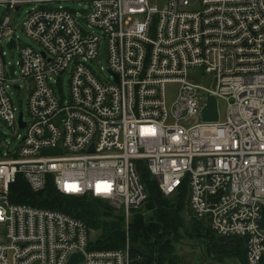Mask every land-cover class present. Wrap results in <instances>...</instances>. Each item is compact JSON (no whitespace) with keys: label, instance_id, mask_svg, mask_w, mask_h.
Wrapping results in <instances>:
<instances>
[{"label":"built area","instance_id":"built-area-1","mask_svg":"<svg viewBox=\"0 0 264 264\" xmlns=\"http://www.w3.org/2000/svg\"><path fill=\"white\" fill-rule=\"evenodd\" d=\"M55 3L86 6L72 12ZM24 5L34 8L21 30L39 51L19 48L10 27ZM0 7L9 13L0 21V122L24 130L17 146L0 150V264H67L77 254V264H139L127 243L91 250L85 223L10 203L9 192L18 176L34 194L51 183L60 195L106 202L128 223L146 199L140 160L164 197L186 185L191 217L219 237L242 239L246 264H264V0H0ZM4 44L17 51L15 65L4 64ZM102 51L107 80L89 66ZM68 67V97L59 99ZM195 68L214 75L213 89L186 80ZM167 84L177 89L169 107ZM23 86L26 119L8 94ZM211 98L226 102L224 123L218 114L203 121ZM190 116L200 122L191 126ZM53 150L60 153L41 152Z\"/></svg>","mask_w":264,"mask_h":264},{"label":"trees","instance_id":"trees-1","mask_svg":"<svg viewBox=\"0 0 264 264\" xmlns=\"http://www.w3.org/2000/svg\"><path fill=\"white\" fill-rule=\"evenodd\" d=\"M137 175L146 192V201L151 206L152 220L144 221L139 210H132L131 220L128 223L127 233L124 231V215L122 211H116L102 200H96L88 196L73 197L60 195L49 183L38 194L32 193L21 176L10 187V203L29 206L37 210H47L61 213L85 223L88 234L90 231H99L98 238L89 243V249L94 251H112L121 249L127 240L131 255L140 258L139 264H178L171 254L169 243H172L174 235H180L183 229L179 216L183 209L186 210L189 224L198 236L203 240L204 247L209 256L214 260L230 261L236 264H246L244 241L240 238L219 237L212 233L202 222H198L190 215L186 185L170 197H164L158 190L157 182L148 173L143 161L136 162ZM169 199V200H168ZM176 240V239H175Z\"/></svg>","mask_w":264,"mask_h":264},{"label":"rangeland","instance_id":"rangeland-1","mask_svg":"<svg viewBox=\"0 0 264 264\" xmlns=\"http://www.w3.org/2000/svg\"><path fill=\"white\" fill-rule=\"evenodd\" d=\"M64 7L72 12H78L79 9L85 7L83 3H55L52 5V8H58V7ZM33 5H24L21 7L20 11L14 12L11 15V29L14 30V34L16 37L19 38L18 46L24 47L28 46L33 50L39 51V48L37 45H34L23 33L21 30V24L22 21L26 15V13L30 12L33 9ZM5 15H9L8 11L0 7V21L5 17ZM79 26L86 32H90L91 30H88L86 21L83 19V17L78 16L77 18ZM94 32L99 33L98 31L94 30ZM5 52V55L3 57L4 64L7 66L9 64L15 65L18 61V53L17 51H10L5 44L3 45L2 50ZM92 72L99 77L102 80H107L109 77L107 75V63L105 60V56L103 54V51L101 52V56L98 57L93 64L89 65ZM69 68L68 67L65 72L58 78L60 80V86L56 87V93L58 94V97H64L66 100L68 97L67 93V84H68V76H69ZM101 69L103 72H101ZM187 77L186 80L193 84V85H199L203 87L204 89L211 90L213 89V83H214V75L213 74H206L202 70L195 68V69H189L186 73ZM60 89V91H59ZM166 90V104L169 107L170 103L173 101L175 94H176V86L174 84H167L165 87ZM8 94L10 95V98L12 100L13 106L15 109H17V115L19 112H22L24 115V119H26V102L28 94L26 92L25 86H23L22 91L18 92L12 88L8 90ZM62 94V95H61ZM217 114H218V122L224 123L225 122V109H226V102L218 100L217 102ZM189 124L195 125L199 123L198 116H190L188 117ZM23 136L24 130H13L12 128H8L5 124L0 122V150L4 151L6 148L5 144L9 145V149L14 148L17 146L18 141L16 140L15 136ZM169 200V199H168ZM146 201V199H145ZM144 201V202H145ZM143 202V203H144ZM142 203V204H143ZM141 211L140 214L143 215L144 221L148 222L152 220V209L151 206H149L148 202L144 205H141ZM139 210V209H136ZM135 210V211H136ZM184 211L181 212L179 219L182 221L183 229L180 232L181 236H176L172 233V237L174 236L172 243H169V249L171 254L174 255L173 257L176 258V261L178 264H236L233 260L230 261H221V260H214L209 254L207 253L206 248L204 247L203 240L199 239L198 236L194 233L192 230L187 216V212ZM131 220V214L128 216V223ZM125 221V219H124ZM128 223L124 224V231H127ZM99 231H90L89 237L91 241H95L98 237ZM126 241L129 245V241L127 240V234L125 233ZM125 246V245H124Z\"/></svg>","mask_w":264,"mask_h":264},{"label":"water","instance_id":"water-1","mask_svg":"<svg viewBox=\"0 0 264 264\" xmlns=\"http://www.w3.org/2000/svg\"><path fill=\"white\" fill-rule=\"evenodd\" d=\"M9 48H13V43L8 45ZM13 74V67L10 68V75ZM16 89V88H15ZM206 108L202 112V118L204 122L212 123L214 121H217V113H216V103L213 98L208 100ZM21 121V115L18 117V122ZM23 128V126H22ZM91 149V148H90ZM42 155H53V154H59V150H53V151H41ZM261 221H260V227L261 229H264V209L262 210L261 215ZM82 261V256L80 254L73 255L69 259L67 264H77Z\"/></svg>","mask_w":264,"mask_h":264}]
</instances>
